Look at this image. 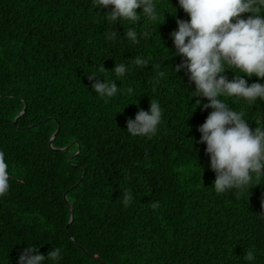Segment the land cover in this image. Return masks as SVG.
I'll return each instance as SVG.
<instances>
[{"label": "trees", "instance_id": "obj_1", "mask_svg": "<svg viewBox=\"0 0 264 264\" xmlns=\"http://www.w3.org/2000/svg\"><path fill=\"white\" fill-rule=\"evenodd\" d=\"M110 10H93L91 0H0V151L10 173L0 264H17L33 245L45 256L60 248L59 264H249V250L251 264H264V178L250 192L215 193L197 130L212 110L196 104L207 101L193 99L187 71H174L183 58L173 55L171 33L189 17L178 0H158L159 20L142 16L132 43L128 22H106ZM135 56L149 66L132 64ZM115 63L131 71L105 102L90 76L116 79ZM150 100L163 112L157 134L130 136L127 120ZM226 102L251 129L264 125V102Z\"/></svg>", "mask_w": 264, "mask_h": 264}, {"label": "clouds", "instance_id": "obj_2", "mask_svg": "<svg viewBox=\"0 0 264 264\" xmlns=\"http://www.w3.org/2000/svg\"><path fill=\"white\" fill-rule=\"evenodd\" d=\"M157 4L158 0H91L93 10L111 6L103 17L113 27L117 22L122 25L128 22L131 27L125 30L124 38L132 43L138 42L140 34L135 25L142 16L153 23L159 20ZM178 4L189 20L177 19V29L171 33L176 50L173 55L183 58L174 71H187L195 86L191 93L193 99L202 97L207 101L201 105L197 100L196 104L204 110H212L197 129L199 143L206 145L209 167L215 173L212 188L217 194L250 192L253 179L264 178V125L251 129L245 112L234 110L226 101L243 99L249 105L264 102V83L260 82L264 80V0H178ZM137 9L142 11L138 13ZM116 35L112 30L107 38L114 39ZM131 61L138 67L149 66L148 60L140 56ZM228 68L242 75L234 74L229 80L224 74ZM129 71L125 63H115L111 72L116 79L106 80L102 76L101 82L99 77L90 76L92 92L107 102L121 92L116 81ZM164 75L163 71L157 73L158 77ZM245 77L248 80L255 77L257 82L249 84ZM132 91V88L127 89L128 93ZM162 116L159 102L150 100L148 111L138 110L134 119L127 120L126 132L132 137L151 138L157 134ZM8 169L5 154L0 151V198L10 189ZM132 200L130 192L124 193V204ZM152 207L155 209L158 203ZM61 252L57 247L45 256L36 246H27L17 264H46L47 260L59 264L63 259ZM244 259L251 264L256 259L255 252L247 251Z\"/></svg>", "mask_w": 264, "mask_h": 264}, {"label": "water", "instance_id": "obj_3", "mask_svg": "<svg viewBox=\"0 0 264 264\" xmlns=\"http://www.w3.org/2000/svg\"><path fill=\"white\" fill-rule=\"evenodd\" d=\"M24 109H25V106L23 107L22 111H21L19 114H22V113L24 112ZM57 131H58V127H57L56 131L53 133L52 137L49 139V146H50V147H51V141H52L53 137L56 135ZM62 149H63V148H58V149H55V150H62ZM65 195H66V194L63 195V199H64V201L66 202V204L68 205V207H69V209H70V219H69V222H68V224H70L71 221H72V214H71V212H72V208H71V206L69 205V203L66 201ZM68 224H67V225H68ZM66 231H67V226H66Z\"/></svg>", "mask_w": 264, "mask_h": 264}]
</instances>
